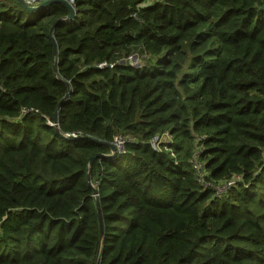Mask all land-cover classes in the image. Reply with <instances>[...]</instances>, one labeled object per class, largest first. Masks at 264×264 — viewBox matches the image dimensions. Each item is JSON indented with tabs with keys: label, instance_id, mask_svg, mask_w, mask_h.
<instances>
[{
	"label": "trees",
	"instance_id": "trees-1",
	"mask_svg": "<svg viewBox=\"0 0 264 264\" xmlns=\"http://www.w3.org/2000/svg\"><path fill=\"white\" fill-rule=\"evenodd\" d=\"M73 4L0 0V264H264V0Z\"/></svg>",
	"mask_w": 264,
	"mask_h": 264
},
{
	"label": "water",
	"instance_id": "water-1",
	"mask_svg": "<svg viewBox=\"0 0 264 264\" xmlns=\"http://www.w3.org/2000/svg\"><path fill=\"white\" fill-rule=\"evenodd\" d=\"M17 2L20 3V5L26 9L27 11L29 12H37V11H40L42 10L43 8L53 4V3H63L65 4L69 10H70V14L64 19V21H70L73 19V17L75 16V6L73 4V1L72 0H47L45 2H42L41 4L37 5V6H28L24 0H16ZM62 20H58L57 22H55L52 26V28L50 29L49 31V38L53 44V51H52V59H53V69H54V72L57 74V65H56V57H57V54H58V46H57V42H56V39L53 35V32L56 28V26L58 25V23H60ZM125 61H123L124 63ZM69 94H70V91L65 95V97L61 100V102L59 103V107H58V110L56 112V115H55V121H56V131L58 134H60L62 137L64 138H67V139H75L76 138V135H73V136H70V137H65L63 136L61 133H60V129H59V125L57 123V117H58V114H59V111H60V108H61V105L62 103L69 97ZM108 147L111 149V153L110 154H107V155H104V154H97L95 156H93L91 158V161H90V166L93 165L94 161L97 159V158H114L116 157V155L118 154V149H117V146L114 144V143H110L108 144ZM88 180L91 181V177H90V173H88ZM102 242H103V224L101 222V235H100V244H99V249H98V252H97V256H96V263L95 264H99L100 262V257H101V251H102Z\"/></svg>",
	"mask_w": 264,
	"mask_h": 264
},
{
	"label": "built area",
	"instance_id": "built-area-1",
	"mask_svg": "<svg viewBox=\"0 0 264 264\" xmlns=\"http://www.w3.org/2000/svg\"><path fill=\"white\" fill-rule=\"evenodd\" d=\"M47 0H24V2L28 5V6H37L39 4H41L42 2H45ZM74 3V0H72ZM131 62L136 63L138 62L136 57L131 58ZM99 67H107L109 66V63L107 62H101L98 64ZM29 110H24V112H28ZM32 111V110H30ZM166 138V139H171V135L166 133L162 136H157L155 137L152 141L151 144L153 146V148L160 150L161 147L163 146L162 144V139ZM131 140L127 137L124 136L122 134H118L115 136L114 138V144L117 146L118 152L119 153H125L126 152V146L127 144L130 142ZM193 167L195 169V172L197 174V179L199 181L200 184L208 186L209 184L207 183V181L205 180V168H204V164L202 162H200L197 159V156L193 159ZM234 184L233 181H230L227 186Z\"/></svg>",
	"mask_w": 264,
	"mask_h": 264
},
{
	"label": "rangeland",
	"instance_id": "rangeland-1",
	"mask_svg": "<svg viewBox=\"0 0 264 264\" xmlns=\"http://www.w3.org/2000/svg\"><path fill=\"white\" fill-rule=\"evenodd\" d=\"M137 58L138 60V57L137 56H134ZM140 62V60H138V63ZM171 143V139H166V138H163L162 139V144H164L165 148H168V145Z\"/></svg>",
	"mask_w": 264,
	"mask_h": 264
}]
</instances>
